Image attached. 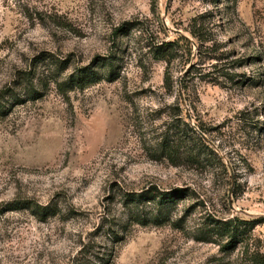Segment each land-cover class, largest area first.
<instances>
[{
  "label": "rangeland",
  "instance_id": "1",
  "mask_svg": "<svg viewBox=\"0 0 264 264\" xmlns=\"http://www.w3.org/2000/svg\"><path fill=\"white\" fill-rule=\"evenodd\" d=\"M0 92V264H103L117 239L110 264L264 251V0H0ZM151 189L183 195L131 223ZM231 217L255 227L212 234Z\"/></svg>",
  "mask_w": 264,
  "mask_h": 264
},
{
  "label": "trees",
  "instance_id": "2",
  "mask_svg": "<svg viewBox=\"0 0 264 264\" xmlns=\"http://www.w3.org/2000/svg\"><path fill=\"white\" fill-rule=\"evenodd\" d=\"M193 34L198 39L201 38L199 35H197V33L194 32ZM175 43L176 41H169L156 45V48L154 49L155 57L158 59L165 60L169 64L171 62V58H173L172 54L175 50ZM77 80L78 83L82 85L83 83L85 84V82L87 83L90 80L94 81L95 79H85L84 77V79L81 80V77H79ZM3 93L4 92H0V99L3 97ZM167 151L169 150L167 149ZM169 154H171V152H169ZM182 195L183 193L179 192V190L159 191L157 189L145 190L140 193H135L134 195H131L128 199V204H130L129 206L138 208V211L134 212V214L131 215L132 217L130 218V222L138 224H147L148 222H153L155 224L161 223L165 220L162 215L164 209L173 208L177 204V202L182 198ZM148 201H152L155 205V212L151 217H149V215L141 209V206L147 204ZM31 207L35 209L37 214H40L45 218H48L49 216H54L58 213L57 206L41 205L38 203L31 202L22 203L17 201H14L12 203H6L1 212H8L15 209ZM255 224V219L248 220L238 217H231L215 221L210 227V229L212 230V234H227L228 236H230V238H232V242H234L233 240H237L239 236H242L243 234H247L248 232L252 231L255 227ZM121 240L122 239H117L113 241V246L110 248L109 251L103 253L104 255H97V257L101 262H103V264H110L112 262L113 258L115 257L114 246ZM96 252V246L94 244L86 243L80 249L79 255H90L95 254ZM99 252L100 251H98L97 254H99ZM83 261H85L84 258L78 256L74 258L73 264H76L77 262L82 263ZM247 264H264V251H261L260 248H257L251 253H248Z\"/></svg>",
  "mask_w": 264,
  "mask_h": 264
}]
</instances>
